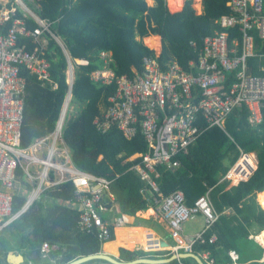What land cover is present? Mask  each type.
<instances>
[{
  "label": "trees",
  "instance_id": "obj_1",
  "mask_svg": "<svg viewBox=\"0 0 264 264\" xmlns=\"http://www.w3.org/2000/svg\"><path fill=\"white\" fill-rule=\"evenodd\" d=\"M27 1L32 6L28 8L50 21L51 31L63 41L72 60L83 61L82 64L76 63L69 102L72 111H68L62 136L76 168L111 181L109 192L112 198L108 194L102 197V205L108 209L107 212L115 210L119 216L135 218L138 212L152 213L147 209L156 207L154 200L174 191L184 194L188 206L208 192L218 218L204 232L205 242L194 246L195 252L208 251L216 264H229L228 251L234 250L239 257L238 263L258 264L264 255V247L249 237L264 231V209L258 201L259 194L264 192V106L261 124L251 126L248 123L246 108L234 111L227 117L224 130L218 127L207 129L189 146L187 154L176 156L179 167L166 169L158 166L159 176L154 179L157 189L151 193L142 192L148 184L132 169L140 164L139 154L147 149L142 135L138 133L127 139L117 128L101 133L93 124L95 117L100 116L102 109L109 104L108 98L115 93L116 87L114 82L106 84L102 79L94 80L92 72L110 71L115 78L132 76V69L142 71L143 58L156 57L153 49L159 46V37L161 52L158 60L174 59L187 69L188 63L198 55L190 42H194L198 49L204 37L218 30L215 21L228 13V0H201L199 14L192 7V0H185L183 6V0H153V6L147 5L150 0ZM3 8L9 9V3L5 6L0 3V11ZM15 17L22 18L18 8ZM10 22L11 19L7 24ZM25 22L29 28L36 26L30 18ZM143 38L153 49L143 43ZM47 40L49 70L58 86L53 90L24 73L21 147L53 130L67 93L65 56L52 38L47 37ZM239 149L255 153L257 169L246 181L228 186V181L221 179L237 160ZM29 189L30 186L24 184V189L15 193L13 212L21 209ZM73 191L71 183L46 190L19 219L1 230L0 264H8L6 255L12 248L11 244L27 250V257L35 252L33 264H67L99 253L102 243L98 238V227L89 233L80 232L77 228L79 211L56 202H69ZM101 217L103 222L106 221V215L101 214ZM113 228L109 225V241L112 240ZM3 232H8L10 237L6 238ZM213 235L216 242L208 243ZM257 240L264 245V237ZM147 241H153V238ZM43 243L50 245L49 256L55 260L54 263L42 259L40 247ZM160 254L162 258L170 257L169 253ZM141 257L153 258L141 250H119L122 261ZM105 263L92 260L84 264ZM165 264L179 263L173 260Z\"/></svg>",
  "mask_w": 264,
  "mask_h": 264
},
{
  "label": "built area",
  "instance_id": "obj_2",
  "mask_svg": "<svg viewBox=\"0 0 264 264\" xmlns=\"http://www.w3.org/2000/svg\"><path fill=\"white\" fill-rule=\"evenodd\" d=\"M8 3L10 8L0 11V231L19 219L46 190L71 183L73 198L67 204L79 211L78 230L89 233L97 226L98 238L105 243L110 238L109 225L118 226L127 217L103 222L101 214L108 209L102 205V197L108 194L112 198L111 181L76 168L62 136L76 63L83 61L72 60L63 41L51 31L50 21L35 14L22 0H8ZM227 7L228 13L215 21L218 30L204 37L200 48L190 42L198 55L188 63L187 69L174 59L158 60L160 47L156 57H144L142 71L132 69L130 77L113 78L111 72L105 70L91 73L94 80L102 79L106 84L114 82L116 87L108 98L107 107L93 120L96 130L105 133L117 128L127 139L139 133L147 145L146 151L139 154L140 164L132 168L148 184L142 192L156 191L154 179L159 176L158 166L179 167L176 156L187 154L189 146L207 129L224 130L227 117L234 111L246 108L251 126L263 122L264 0H228ZM17 8L22 18L15 17ZM26 18L32 19L36 26L27 27ZM9 19L11 22L7 24ZM47 37L57 43L65 56L67 93L53 130L21 147L24 73L53 90L58 86L49 70ZM257 163L255 153L239 149L237 160L221 181L232 185L244 182L256 171ZM24 184L30 186L26 201L21 209L13 212V197L24 189ZM154 202L167 226L168 237L174 242L168 247V253L194 254L204 264H216L208 251L194 250L196 244L205 242L204 232L218 218L208 192L191 206L186 205L181 191ZM194 215L203 217L204 228L194 236H186L183 224ZM216 240L213 235L208 243ZM50 248L48 243H43L40 255L54 263L49 256ZM147 248L166 250L155 239ZM228 257L229 264H240L234 250L228 251ZM176 260L179 264H196L193 259L190 262Z\"/></svg>",
  "mask_w": 264,
  "mask_h": 264
},
{
  "label": "crops",
  "instance_id": "obj_3",
  "mask_svg": "<svg viewBox=\"0 0 264 264\" xmlns=\"http://www.w3.org/2000/svg\"><path fill=\"white\" fill-rule=\"evenodd\" d=\"M151 1L153 2L152 5H151V3H150V5L147 3L149 6L154 5V1L153 0H151ZM0 2H1V4L6 5V3H8V0H0ZM198 3H199L198 4L199 5V11H197V12L200 13L201 12V0H198ZM143 40H144V38H143ZM56 202L68 205V204H66L67 202L62 203L59 200H56ZM68 206L71 207V205H68ZM71 208H74V207H71ZM147 210H151L152 213H147L145 215L144 212H141V213L138 212L135 214V218H138L137 220L134 217H128L127 216V220L121 222L120 225H118V226L112 225L114 227L112 240L107 241L105 243H102L100 252L104 253L106 255L115 257L117 259H119V250L121 248H124V249L129 250V251L141 250V251L147 252L150 255H152L153 258H162V255L160 253H165V255H166L168 253V251H162V250H156V249L148 250V248L146 246H148L149 243H141L143 237H144L145 242H148L147 238H153V241H149V242H154V239L158 240L159 242L161 240H163L164 242L167 243V246L164 247L166 250L168 249V247H170L174 244V242L168 237L167 226L165 225V223L162 222L159 214H157V212H156L157 209L155 210L154 208H149ZM104 215L107 216L106 221H108L110 223L116 217H123V216L117 215L115 210L112 213L106 212V213H104ZM142 232L145 234V236H142V234H143ZM198 233H196V234H198ZM196 234L186 235V236H194ZM256 236L257 237H249V238L255 240L258 244H260L262 247H264V245L261 244L257 240L260 237H264V231L259 233ZM169 240L171 242H169ZM11 247L12 248L9 251H12V250L18 251L19 253H21L24 256V258L25 257L27 258V260H25L24 264H33L32 259H30V257H27L25 255L27 250L18 249L15 246V244H11ZM261 261H264V255L261 258V260L257 261V263L260 264V263H262ZM247 264H249V263H247Z\"/></svg>",
  "mask_w": 264,
  "mask_h": 264
},
{
  "label": "water",
  "instance_id": "obj_4",
  "mask_svg": "<svg viewBox=\"0 0 264 264\" xmlns=\"http://www.w3.org/2000/svg\"><path fill=\"white\" fill-rule=\"evenodd\" d=\"M160 246L165 247L167 246V243L164 242L163 240L160 241ZM36 253L33 252L30 259L35 258ZM177 258L179 259H193L196 264H204L196 255L194 254H185V253H178L170 255L168 258H149V257H141L137 258L131 261H122L119 260L115 257L106 255L104 253H97V254H91L87 256L80 257L76 260H73L67 264H84L92 260H100L106 262L105 264H165L169 263L173 260H176ZM6 262L8 264H24L25 263V258L24 256L19 253L18 251H9L6 255ZM264 264V261L262 263Z\"/></svg>",
  "mask_w": 264,
  "mask_h": 264
},
{
  "label": "rangeland",
  "instance_id": "obj_5",
  "mask_svg": "<svg viewBox=\"0 0 264 264\" xmlns=\"http://www.w3.org/2000/svg\"><path fill=\"white\" fill-rule=\"evenodd\" d=\"M151 1V0H150ZM22 2L25 4V5H27V6H29V7H32L31 5H30V3L27 1V0H22ZM184 2H185V0H183L182 1V6H183V4H184ZM192 7L194 8V10L197 12V11H199V3H198V0H192ZM153 4V2L151 1V5ZM166 4H167V2H166ZM148 5V4H147ZM150 5V4H149ZM2 6H5V4H2ZM182 6H181V8H182ZM168 7V6H167ZM169 9V8H168ZM170 10V9H169ZM171 11V10H170ZM171 12H174V11H171ZM197 14H199L198 12H197ZM151 36V35H150ZM155 36H157V35H155ZM159 37V36H158ZM159 46L157 47V49H153V48H151L150 46H148L146 43H145V41L143 40V43L147 46V47H149L150 49H153L154 51H155V53H159V51H160V47H161V43H160V37H159ZM70 109V111H72V107H70L69 108ZM232 184L231 183H229V185L228 186H231ZM258 201H259V204L261 205V207L264 209V207H263V203H264V192H261L260 194H259V196H258ZM155 210H156V207L154 208ZM157 212V214H158V211H156ZM204 228V220H203V217L202 216H200V215H194V216H192L190 219H189V221H187L186 223H184L183 224V234H185V235H193V234H196V233H198V232H200L202 229ZM2 235H4L6 238L7 237H10L9 236V233L8 232H3V234ZM255 237H257V236H255ZM169 239V238H168ZM169 242H171L170 240H169ZM164 251V250H163ZM165 251H167V250H165ZM25 260H27V258L25 257Z\"/></svg>",
  "mask_w": 264,
  "mask_h": 264
},
{
  "label": "bare ground",
  "instance_id": "obj_6",
  "mask_svg": "<svg viewBox=\"0 0 264 264\" xmlns=\"http://www.w3.org/2000/svg\"><path fill=\"white\" fill-rule=\"evenodd\" d=\"M145 215H146V214H145ZM142 242H145V240H144V237L142 238V241H141V243H142Z\"/></svg>",
  "mask_w": 264,
  "mask_h": 264
}]
</instances>
